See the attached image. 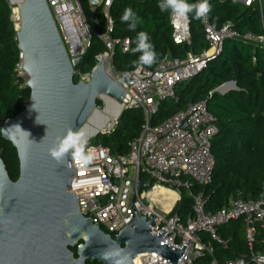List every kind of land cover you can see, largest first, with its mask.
I'll list each match as a JSON object with an SVG mask.
<instances>
[{
  "label": "built area",
  "instance_id": "obj_1",
  "mask_svg": "<svg viewBox=\"0 0 264 264\" xmlns=\"http://www.w3.org/2000/svg\"><path fill=\"white\" fill-rule=\"evenodd\" d=\"M113 2L89 0L91 9L96 11L101 8L108 21L107 32L98 35L105 43L106 51L96 57L97 64L103 60L110 77L115 81L122 79L119 86L126 93L121 102L122 109L141 110L145 123L140 135L129 142V151L125 155H114L109 147L88 142V147L94 152L93 162L80 167L72 161L75 176L69 190L75 192L80 213L105 233L117 235L136 217L130 202L138 175V181L145 183V186L141 189L138 186L133 197L137 217H146L147 220L159 217L151 225V233L164 231V243L172 249L180 250L184 244L187 247L175 263L155 252H146L138 255L134 264H199L198 260L213 253L212 242L228 245L218 229L239 218L245 219L244 232L251 253L228 260L226 264H264V251H253L257 226L264 228V188L254 200H245L239 193L217 212H207L203 194L190 191L194 181L198 184L211 182L216 167L212 139L218 129L206 102H191L185 110L162 123L152 124V117L159 111L162 101L176 99V87L202 73L211 61L217 59L223 53L227 39L264 43V36L240 33L230 22L214 30L205 21L209 47L202 53H189L183 59L166 55L154 69L144 67L139 72L135 69L118 71L113 65L115 50L120 47L123 52H128L131 41L129 38L118 40L111 36L113 21L110 8ZM47 3L70 59L83 57L94 30L88 24L79 1L47 0ZM260 10L263 11L262 5ZM14 17L13 13V20ZM169 19L174 42L189 44V18L181 21L170 14ZM20 59L17 71L23 76L22 53ZM124 72L131 75L122 78ZM77 73L78 70L75 71ZM90 75H81L80 81H88ZM119 125L120 118L112 116L101 129V134L110 135ZM183 188L189 190L194 200V213L186 221L172 212L181 199ZM161 190L174 193V199L167 198L160 193ZM210 264L219 263L213 259Z\"/></svg>",
  "mask_w": 264,
  "mask_h": 264
},
{
  "label": "trees",
  "instance_id": "obj_2",
  "mask_svg": "<svg viewBox=\"0 0 264 264\" xmlns=\"http://www.w3.org/2000/svg\"><path fill=\"white\" fill-rule=\"evenodd\" d=\"M78 1L94 35L82 57L79 73L74 76L75 83L80 81L81 75L92 72L97 65L96 57L106 51V45L98 35L106 33L108 29V21L101 8L93 11L89 0ZM195 2L189 0V3ZM209 3L212 10L207 23L214 30L230 22L240 33L264 36V5L261 12L260 4L253 1L248 5L236 0H209ZM158 4L159 0H114L110 8L113 21L111 36L113 39L129 38L131 41L128 52L116 48L113 56L116 70L134 69L131 62L139 54L133 55L131 49L136 46L139 31L148 33L158 54L157 63L148 67L150 69H154L166 55L183 59L189 53L200 54L209 47L205 21L195 20L191 15L190 43H175L170 13L161 12ZM126 7H131L142 21L135 32L128 31L127 24L121 22ZM17 33L13 5L9 0H0V152L13 181L19 177L20 161L14 145L3 137L2 126L8 119L24 111L30 98V90L17 71L21 62ZM229 81H235L237 89L225 94L216 91ZM230 87L225 86L222 91ZM197 101H205L208 111L215 117L218 131L212 139V154L216 167L211 182L198 184L194 181L190 191L203 194L207 212L219 211L239 193L245 200L257 199L264 188V43L227 39L223 53L217 59L211 61L202 73L176 87V99L162 101L159 111L152 117V124L162 123L185 110L189 103ZM98 104L102 106L101 100H98ZM144 123L141 110H125L120 125L112 134L98 135L101 144L109 147L114 155H125L129 151V142L140 135ZM193 209L194 200L189 190L181 189V199L172 212L186 221L193 215ZM244 229V218L219 227L218 233L228 241V245L214 241L213 253L206 254L197 263L210 264L216 259L219 264H226L228 260L249 255L251 249ZM71 250L78 257L77 246ZM253 251H264V228L261 226H257ZM87 264L102 263L87 261Z\"/></svg>",
  "mask_w": 264,
  "mask_h": 264
},
{
  "label": "water",
  "instance_id": "obj_3",
  "mask_svg": "<svg viewBox=\"0 0 264 264\" xmlns=\"http://www.w3.org/2000/svg\"><path fill=\"white\" fill-rule=\"evenodd\" d=\"M9 2L18 3L16 40L30 98L24 111L2 126L3 137L18 152L20 173L16 181L9 177L0 152V264H134L146 252L177 262L187 244L172 249L164 243V231L151 233L159 217H137L133 197L138 186H145L138 175L130 202L136 217L117 235L105 233L80 213L75 192L69 190L73 166L58 165L48 150L69 127L73 131L89 128L88 133L100 135L109 118L97 129L88 123L101 112V98L117 108L111 116L122 119L126 94L119 86L122 79H112L101 60L88 81L75 83L82 57L70 59L47 0ZM234 89L236 82L229 81L216 91L225 94ZM66 158L71 162L70 154ZM76 246L78 257L71 250Z\"/></svg>",
  "mask_w": 264,
  "mask_h": 264
},
{
  "label": "clouds",
  "instance_id": "obj_4",
  "mask_svg": "<svg viewBox=\"0 0 264 264\" xmlns=\"http://www.w3.org/2000/svg\"><path fill=\"white\" fill-rule=\"evenodd\" d=\"M158 7L161 12H168L181 21L187 20L190 15L195 20L207 21L208 15L212 10L209 0H196L195 3H189V0H159ZM121 22L126 23L128 31L132 32H135L137 26L142 23L131 7H126L123 10ZM131 51L133 55L139 54L138 58L131 62V66L136 72H139L144 67H152L157 63L158 54L155 51L154 45L150 42L148 33L145 31L137 33L136 46ZM130 75L131 73L124 72L122 78H127ZM90 136L91 134L82 128L73 131L69 127L63 136L57 137L54 141L48 150L49 155L58 165L63 164L71 168V162L75 161L80 167H86L95 159L93 150L88 147ZM69 154L71 162L66 158ZM104 255L106 258V254Z\"/></svg>",
  "mask_w": 264,
  "mask_h": 264
},
{
  "label": "rangeland",
  "instance_id": "obj_5",
  "mask_svg": "<svg viewBox=\"0 0 264 264\" xmlns=\"http://www.w3.org/2000/svg\"><path fill=\"white\" fill-rule=\"evenodd\" d=\"M253 1V3L254 2H256L257 3V5H258V3L259 4H261L260 3V0H252ZM251 0H246V2H248V3H251L252 2ZM243 2V1H242ZM245 2V1H244ZM263 2H264V0H263ZM258 6H260V5H258ZM18 8V3H16V4H14L13 5V12H14V14H15V17H14V21H15V24H16V26H18L19 25V16H18V14L15 12V9H17ZM223 89H225V87H223L222 88V90ZM101 102H102V109H101V113H99L98 112V114H96L95 116H94V118H93V121H92V123L91 122H89L88 124H89V126H92V127H94L95 129H97V127H96V125L97 124H99L100 125V123L105 119V118H111L112 116V113L113 112H115L113 109H112V107H110L109 108V104L111 103L110 101H108L106 98H101ZM108 108H109V110H108ZM102 129V128H101ZM86 132H89V128H86V129H84ZM91 134V136H90V139H89V142L91 143V144H101V137H99V136H96V134L95 133H90ZM166 195H172V192H166ZM245 233V232H244ZM213 243V242H212Z\"/></svg>",
  "mask_w": 264,
  "mask_h": 264
},
{
  "label": "bare ground",
  "instance_id": "obj_6",
  "mask_svg": "<svg viewBox=\"0 0 264 264\" xmlns=\"http://www.w3.org/2000/svg\"><path fill=\"white\" fill-rule=\"evenodd\" d=\"M15 12L18 14V8L15 9ZM109 105H110L109 108L112 107L113 110H114V109H115V110L117 109V108H116L114 105H112L111 103H110ZM109 108H108V110H109ZM115 110H114V111H115ZM100 113H101V112H100ZM110 119H111V118H110ZM110 119H109L108 121H110ZM92 121H93V119H92ZM97 126H98V125H97ZM97 126H96V127H97ZM97 128H98V127H97ZM85 129H86V128H85ZM166 192H168V191H166V190H161V191H160V193H164L165 195H166ZM166 197H167V198L175 197V194L172 193V195H166Z\"/></svg>",
  "mask_w": 264,
  "mask_h": 264
},
{
  "label": "crops",
  "instance_id": "obj_7",
  "mask_svg": "<svg viewBox=\"0 0 264 264\" xmlns=\"http://www.w3.org/2000/svg\"><path fill=\"white\" fill-rule=\"evenodd\" d=\"M260 3H261L260 5H262V6L264 5L263 0H260ZM243 4H248V2H243ZM219 93H220V92H219ZM221 94H222V93H221ZM111 104H112V103H111Z\"/></svg>",
  "mask_w": 264,
  "mask_h": 264
}]
</instances>
